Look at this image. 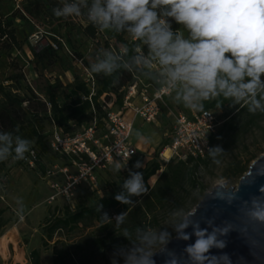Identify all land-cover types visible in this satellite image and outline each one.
<instances>
[{"label":"clouds","instance_id":"9594fccd","mask_svg":"<svg viewBox=\"0 0 264 264\" xmlns=\"http://www.w3.org/2000/svg\"><path fill=\"white\" fill-rule=\"evenodd\" d=\"M52 13L64 19L83 16L100 32L126 33L138 42L132 49L97 51L89 64L94 74L115 78L122 71L135 72L158 89L171 90L173 101L192 111L203 112L208 101H217L221 107L223 98L231 106L246 107L250 114H264V0H60ZM172 21L181 27L173 30ZM136 135L149 140L139 132ZM31 148V140L0 132V162L25 160ZM225 153L220 145L207 147L217 167ZM126 167L127 163L115 161L113 171L119 173ZM142 167L139 160L132 166ZM257 174L264 175V171ZM219 181L220 191L214 198L231 205L238 196L224 177ZM120 189L114 199L130 206L138 202L134 197L148 192L143 173L132 169ZM259 193L243 201L240 211L250 221L264 224V186ZM16 203L21 215L23 202L18 199ZM103 207L99 204L97 209L103 220H114L115 227L125 224L127 211L110 217ZM171 215L168 226L160 229L124 228L122 236L128 244L117 246L112 264H156L157 254L165 256L164 264H233L228 254L211 251L226 247L222 237L233 230L230 222L217 225L215 217H205L202 228L195 212L174 210ZM192 237L194 242L186 244L180 254L168 247L173 240Z\"/></svg>","mask_w":264,"mask_h":264},{"label":"trees","instance_id":"16d2710c","mask_svg":"<svg viewBox=\"0 0 264 264\" xmlns=\"http://www.w3.org/2000/svg\"><path fill=\"white\" fill-rule=\"evenodd\" d=\"M11 1L0 0V56L10 53L13 48L20 50L22 47L15 25L18 19L27 25L41 28L45 33L44 38L48 39L47 44L40 45L39 48L26 42L37 62L44 66L58 64L64 72H70L74 79L73 83L64 84L57 77L54 82H47L45 86L36 84L33 87L26 82L19 60L12 56L9 65L10 74L5 79L8 84L0 82V132H11L14 136L19 135L31 140V149L36 150L40 158L51 154L49 139L54 126H57L64 135H73L94 119L101 123L108 109L120 111L126 109L124 97L129 85L139 80L150 81L135 72L122 71L115 78L91 72L96 81L95 94L91 102L88 99L91 86L86 78L80 75L73 60L65 52V48L76 59L83 57L81 48L87 40L95 39L101 48L113 51H119L125 46L132 49L138 42L126 33L116 34L107 31L106 35V31H98L83 16L68 19L55 17L52 9L60 5V0H22L19 7L13 8L6 14L2 8L4 5L10 6ZM172 27L176 30L181 26L172 21ZM141 47L143 51H147L142 45ZM22 90L25 92L22 93ZM217 103V101H208L205 103V109L216 108ZM219 103L222 104L220 108L230 106L231 109L225 115L218 132L211 137L213 146L221 138H225L229 131L237 132L251 127L258 124L264 116L259 112L250 114L242 105L231 106L230 101L223 98H220ZM46 126L50 129L49 133H46ZM208 159L209 157H190L187 161L171 160L142 202L139 204L140 197L133 198L138 201L135 206L123 205L114 199V195L121 190V182L109 195L96 196L94 203L89 204L81 199L75 208L65 205L60 210L56 207L46 218L42 228V245L47 246L57 231L63 228L73 230L87 221L98 222L100 228L110 229L113 220L106 221L101 218V213L97 210L99 204H103L102 211L107 212L110 217H114V212H128L125 224L122 225L123 230L153 227L159 223L162 212L172 213L185 205L186 197L183 194L191 195L197 188L199 184L195 175L203 164H207ZM9 161L27 167L25 160L16 161L9 158L0 162V174L5 171ZM249 164L250 160L244 164L239 162L234 169V175L242 176L248 170ZM160 167L159 161L153 162L152 166L143 172L145 182L154 176ZM41 168L44 169L43 166ZM117 237L115 232L110 230L106 236L98 238L97 243L106 246L118 239L128 242L122 234L120 238ZM54 253V264H67V260L74 256V252L67 248L55 249ZM30 258L31 264H42L41 249H33Z\"/></svg>","mask_w":264,"mask_h":264},{"label":"rangeland","instance_id":"374dc122","mask_svg":"<svg viewBox=\"0 0 264 264\" xmlns=\"http://www.w3.org/2000/svg\"><path fill=\"white\" fill-rule=\"evenodd\" d=\"M22 0H12L11 5H4V13H10L17 7ZM17 36L22 44L20 50L13 48L10 53L0 56V82L8 84L5 80L10 74V62L12 56L19 60L20 67L25 74L26 82L31 86L41 84L45 86L47 82H54L59 77L64 84L74 82L73 75L70 72H64L58 64L53 66H44L37 62L33 57L30 48L26 42L33 43L37 48L43 45L48 39L44 38V31L35 25H27L20 20L15 21ZM106 31V35H107ZM187 35V32H184ZM44 38V39H43ZM100 49V44L95 39L87 40L81 48L82 58L74 59L65 48V52L73 60L80 75L86 78V67L89 71V64L94 60L95 54ZM82 61L84 67L79 63ZM91 72V71H90ZM68 74V75H67ZM25 92L22 90V93ZM172 94V93H171ZM102 102V99H100ZM63 103V100L61 99ZM206 103V102H205ZM224 121V117L229 113L231 107L213 108ZM195 112L185 108L182 104L176 103L174 107H163L162 113L155 122L141 121L137 123L133 131L132 138L139 151L138 155L127 163V167L117 173L113 171V164L108 168L97 172V184L91 185L83 183L75 190V195L71 200L62 196L56 197L52 202L49 201L50 195L54 190L50 187L53 182H63L61 174L53 177L44 176V171L38 166L31 169L9 161L3 173L0 174V264H31L30 252L35 248L41 249V263L54 264L55 249H69L74 252V256L67 260V264H112L113 253L117 246L126 245L128 242L123 239L115 241L106 246H100L97 243L98 238L106 236L113 230L120 238L123 226L115 227V221L110 224V229L100 228L98 222L87 221L80 224L75 229L63 228L55 233L53 239L47 246L42 245V228L46 218L57 208L63 209L65 205L75 208V205L82 199L91 204L96 201L98 195H109L115 186L119 185L128 177V169L144 172L151 167L153 162H160V169L147 182L148 192L155 186L157 180L165 170L166 165L160 158V153L165 146L169 144L173 136V121L179 113ZM50 129L46 126V133ZM148 137V142L138 139L136 133ZM215 145H220L226 151L222 157V165L217 167L213 165L210 158L206 165H202L196 173L198 181L197 188L191 195L183 194L186 197V203L179 209L180 212L193 211L204 195L210 192L218 185L219 178L224 177L229 187H237L240 179L249 171L251 164L264 156V116L251 127L243 128L237 132L229 131L225 138H221ZM208 157V156H207ZM141 161L144 167L133 169V164ZM250 160L248 170L242 176H235L234 169L239 162L244 164ZM67 161L61 157L52 154H46L41 157L43 167H51L54 164L63 165ZM145 195L140 197L139 204ZM23 202V212L18 215L17 200ZM57 212V211H56ZM119 212H114V215ZM173 219L171 213L164 211L160 214L159 223L151 228L160 229L167 227ZM170 230V229H169ZM122 264V261H121Z\"/></svg>","mask_w":264,"mask_h":264},{"label":"built area","instance_id":"2783aa9c","mask_svg":"<svg viewBox=\"0 0 264 264\" xmlns=\"http://www.w3.org/2000/svg\"><path fill=\"white\" fill-rule=\"evenodd\" d=\"M19 7V1L17 3ZM34 45L33 43H31ZM79 63L84 67L81 60ZM86 81L91 86L88 99L95 94L96 81L94 75L86 68ZM153 83L139 80L129 85L124 97L125 110L108 109L101 123L94 119L88 126L73 135H64L57 126L53 127L49 148L51 154L66 159L63 165L54 164L41 168V158L36 150L31 149L27 154V167L36 169L38 166L44 171V176L53 177L61 174L63 182L50 184L54 193L50 195L52 202L58 196L71 200L77 187L83 183L96 185L97 172L108 168L115 161L128 162L138 155L137 148L131 142L133 123L125 117V112L131 109L135 115L146 122H155L160 114V102L172 91L167 88L154 87ZM139 97L141 105H136L133 98ZM223 121L213 108L195 111L191 115L179 113L175 117L172 140L160 153L165 165L171 160L187 161L190 157H207V147L213 146L211 137L214 136ZM205 139L207 144L204 143ZM169 156H165V150ZM116 215H114L115 217Z\"/></svg>","mask_w":264,"mask_h":264},{"label":"water","instance_id":"95a60500","mask_svg":"<svg viewBox=\"0 0 264 264\" xmlns=\"http://www.w3.org/2000/svg\"><path fill=\"white\" fill-rule=\"evenodd\" d=\"M47 42L44 43L46 45ZM264 171V156L255 160L249 171L240 179L237 187H229L238 199L231 205L224 200L214 198L220 189L215 186L197 204L192 212H195V219L201 220V227H206L203 223L205 217H215V223L221 225L228 221L233 229L227 236L224 249H212V254H228L233 264H264V224L250 221L243 212L240 211L242 202L249 200L253 195H260L259 189L264 186V175L257 173ZM227 195V194H225ZM210 230V229H209ZM191 232L192 229H187ZM195 237L189 241L173 240L168 247L180 254L186 244L194 242ZM243 258V259H241ZM156 264H164L165 256L157 254Z\"/></svg>","mask_w":264,"mask_h":264},{"label":"crops","instance_id":"0c3cea01","mask_svg":"<svg viewBox=\"0 0 264 264\" xmlns=\"http://www.w3.org/2000/svg\"><path fill=\"white\" fill-rule=\"evenodd\" d=\"M67 75H68V74H67ZM69 81L71 82V80H69ZM150 83H153V82L150 81ZM155 86H156V85L153 83V86L149 88L150 91H153V89H154ZM172 96H173V92H172V94H170L169 96H166V97L164 98V100L160 102L161 111H160L159 116H160L161 113H162V109H163V107H166V106H167L168 108H170V107H174V106H175L176 103L173 101ZM133 102H134L136 105H141V101H140V98H139V97H135V98H133ZM193 113H194V112H187V113H184V114H186V115H191V114H193ZM159 116H158L157 118H159ZM125 117H126L129 121H131V122L133 123L132 134H133V131H134V129L136 128L137 123L139 122V120H141L142 122L144 121L140 116L135 115V113H134L131 109H129V110H127V111L125 112ZM174 123H175V120L173 121V126H174ZM132 134H131V142H132L133 145L136 147V144H135V142H134V139L132 138ZM172 137H173V136H172ZM171 140H172V138H171ZM171 140H170V141H171ZM136 148H137V147H136ZM137 150H138V149H137ZM138 153H139V151H138Z\"/></svg>","mask_w":264,"mask_h":264},{"label":"bare ground","instance_id":"6f19581e","mask_svg":"<svg viewBox=\"0 0 264 264\" xmlns=\"http://www.w3.org/2000/svg\"><path fill=\"white\" fill-rule=\"evenodd\" d=\"M165 156H169V150H165Z\"/></svg>","mask_w":264,"mask_h":264}]
</instances>
